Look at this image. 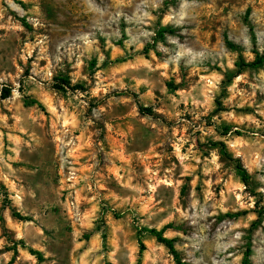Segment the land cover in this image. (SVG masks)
Returning a JSON list of instances; mask_svg holds the SVG:
<instances>
[{
  "label": "rangeland",
  "instance_id": "374dc122",
  "mask_svg": "<svg viewBox=\"0 0 264 264\" xmlns=\"http://www.w3.org/2000/svg\"><path fill=\"white\" fill-rule=\"evenodd\" d=\"M263 55L264 0H0V264H264Z\"/></svg>",
  "mask_w": 264,
  "mask_h": 264
},
{
  "label": "trees",
  "instance_id": "16d2710c",
  "mask_svg": "<svg viewBox=\"0 0 264 264\" xmlns=\"http://www.w3.org/2000/svg\"><path fill=\"white\" fill-rule=\"evenodd\" d=\"M263 59H264V55L260 56V57L257 56L256 59L253 62L250 63V65H255V66L259 65V64L262 63ZM66 85H67V82H66V80L64 78H58V82L56 84V87L63 88ZM4 93H7V91L4 90ZM236 168H237V172L240 175L242 181L246 182V178H247L246 171L239 164L236 165ZM259 213L261 214V212H259ZM262 215L264 217V213ZM151 232L157 237V239L159 241L165 243L168 247L171 246L170 245V241L168 239H166L164 237H161L160 231H156V230L153 229V230H151ZM249 254H250V249L247 248L245 250L244 257H243V260H242L241 264H250V262H249ZM178 263L181 264L180 262H178Z\"/></svg>",
  "mask_w": 264,
  "mask_h": 264
}]
</instances>
